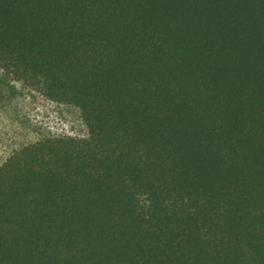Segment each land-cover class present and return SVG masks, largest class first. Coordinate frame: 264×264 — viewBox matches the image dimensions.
Here are the masks:
<instances>
[{
    "label": "trees",
    "instance_id": "16d2710c",
    "mask_svg": "<svg viewBox=\"0 0 264 264\" xmlns=\"http://www.w3.org/2000/svg\"><path fill=\"white\" fill-rule=\"evenodd\" d=\"M0 69L87 130L0 166V264H264V0H0Z\"/></svg>",
    "mask_w": 264,
    "mask_h": 264
},
{
    "label": "rangeland",
    "instance_id": "374dc122",
    "mask_svg": "<svg viewBox=\"0 0 264 264\" xmlns=\"http://www.w3.org/2000/svg\"><path fill=\"white\" fill-rule=\"evenodd\" d=\"M86 136L78 108L49 100L0 69V166L28 144Z\"/></svg>",
    "mask_w": 264,
    "mask_h": 264
}]
</instances>
